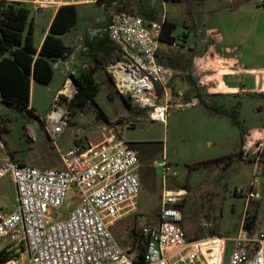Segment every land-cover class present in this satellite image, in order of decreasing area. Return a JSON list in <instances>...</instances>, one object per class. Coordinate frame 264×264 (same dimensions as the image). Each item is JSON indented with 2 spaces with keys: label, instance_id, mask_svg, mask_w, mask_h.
<instances>
[{
  "label": "rangeland",
  "instance_id": "rangeland-1",
  "mask_svg": "<svg viewBox=\"0 0 264 264\" xmlns=\"http://www.w3.org/2000/svg\"><path fill=\"white\" fill-rule=\"evenodd\" d=\"M113 1L103 0L102 5L95 3L94 9L86 8L90 13L80 10L81 22L63 37L65 43L72 46L73 55L68 61L72 81L82 71L94 66L86 43L121 13L176 23L174 36L180 44L184 34L188 36V44L195 45L198 29H216L224 39L223 47L230 50L228 55L238 59L242 69L255 70L251 71L252 74L245 73L243 82L236 84L246 87L249 93L225 97L218 100L217 105L231 110L239 103L238 120L245 130L264 127V94L252 93L257 88L262 89L257 81L264 82V9L259 7L258 0ZM24 5L30 11L29 25L33 23L37 46L49 21L47 13H54L55 9H36L30 0H26ZM71 39L73 42L69 43ZM112 63L103 66L96 74L100 87L96 98L98 107L89 104L83 112L71 116L68 127L56 143L48 137L43 119L40 122L37 115H31L26 109L21 111L16 106L3 103L0 93V159L8 156L36 168L61 169V154L80 139L93 145L110 138L128 145L139 143L134 149L141 162V192L134 208L126 211L113 231L120 246L129 253L133 251L132 255L143 246L140 239L142 227L157 222L162 181L155 163L164 158L176 172V176H169V180L176 181L188 193L181 208L184 215L182 228L190 240L202 241L213 236L233 239L245 225L248 214H256L257 230H264V149L259 159L254 154L247 156L254 160L240 159V130L230 118L208 110L204 104L172 109L166 124L150 122L146 117L131 119L125 98L118 94L110 80L108 68ZM63 80L57 70L52 86L34 84L32 106L37 114L44 117L49 112L54 102V87L62 85ZM182 84L175 73V89H183ZM183 100L175 103L182 105ZM98 108L107 116L109 123L98 117ZM149 143L154 144L149 146ZM146 152L148 156H145ZM250 191L257 193L258 198H249ZM17 206L14 185L8 179H2L0 209L14 212ZM75 206L70 198L54 218L65 217ZM25 250V243L21 242L11 252L13 256L23 255L26 259ZM232 250L233 245L228 241L223 264H229Z\"/></svg>",
  "mask_w": 264,
  "mask_h": 264
},
{
  "label": "built area",
  "instance_id": "built-area-1",
  "mask_svg": "<svg viewBox=\"0 0 264 264\" xmlns=\"http://www.w3.org/2000/svg\"><path fill=\"white\" fill-rule=\"evenodd\" d=\"M74 0H35L36 9L60 8ZM264 9V0H258ZM163 22L121 13L99 29L93 39H110L120 58L108 72L121 97L153 123L166 124L172 109L195 107L197 97L184 104L185 93L176 90L175 73L161 64ZM72 77L56 96L44 118L53 143L69 125V105L77 93ZM264 149L259 144L257 159ZM61 169H42L6 158L0 164V181L8 179L17 193V210L0 209V252L10 259L2 264H136L135 255L125 251L114 236V228L134 208L141 192L140 156L123 141L110 138L93 145L78 140L61 154ZM161 172L162 191L157 222L143 226L140 235L147 243L144 264H223L227 242L233 245L229 264H264V232L251 237L241 227L233 239L209 237L192 241L182 228L185 189L166 187L176 176L166 160L155 163ZM243 193V192H242ZM249 198H258L250 191ZM76 204L65 217L55 219L69 199ZM25 243L26 259L11 250Z\"/></svg>",
  "mask_w": 264,
  "mask_h": 264
},
{
  "label": "trees",
  "instance_id": "trees-1",
  "mask_svg": "<svg viewBox=\"0 0 264 264\" xmlns=\"http://www.w3.org/2000/svg\"><path fill=\"white\" fill-rule=\"evenodd\" d=\"M102 2L103 0H96L98 5H102ZM78 16L76 5L60 7L51 25L50 34L46 36L43 46L38 52L33 45L32 27H29V9L23 3L0 0V93L3 103L16 106L21 111L26 109L31 115L35 116L34 111L28 109L31 99V82L34 81L49 86L54 77L51 61L56 59L67 60L72 55V49L64 44L60 36L71 32L77 26ZM27 29L28 34L25 38L24 34ZM176 29V23L163 21L162 44L169 46L176 44L178 40L174 36ZM86 48L94 62V66L88 71H82L79 77L75 79L78 89L69 105L72 117H75L79 112H83L89 104L98 107L96 98L100 92V87L96 81V74L103 66L107 67L109 63H114L120 58L118 47L107 37L88 41ZM158 60L161 64L176 72L198 94L193 81L190 49H184L183 47L182 50L170 53ZM110 80L112 81L111 77ZM186 98L188 100V97ZM124 102L129 109L131 119L145 117V112L134 109L128 99L125 98ZM201 104H204L208 110L216 114L230 118L232 124L240 130L241 143L244 144L245 130L238 120L239 104L231 110L202 101ZM98 117L104 120L105 123H109L107 116L99 108ZM39 121L41 122L40 119ZM138 144H129V146L134 148ZM153 144L149 143L148 145L153 146ZM148 155L149 153L146 152L145 156ZM238 156L242 160H252L243 157L242 149ZM244 228L251 237L255 236L257 233L256 214H248ZM140 239L143 241V246L139 247L135 253L136 264H144L147 251L146 241L141 235ZM130 254H133V251H130ZM9 259L10 254L8 252L5 250L0 252V264Z\"/></svg>",
  "mask_w": 264,
  "mask_h": 264
},
{
  "label": "crops",
  "instance_id": "crops-1",
  "mask_svg": "<svg viewBox=\"0 0 264 264\" xmlns=\"http://www.w3.org/2000/svg\"><path fill=\"white\" fill-rule=\"evenodd\" d=\"M5 1L19 2L23 4L26 3V0H5ZM30 3H34V0H30ZM95 3L96 0H86V1H71L70 3L67 4V5L77 6L78 15H79L77 26L79 25V22H81L80 10L90 13L89 12L90 10H87L86 8H91V10L92 8L94 9ZM53 9H55L54 13H47L49 21L46 30L43 31V34L37 46L34 43V31H33V45L38 52L41 50L46 36L50 34L51 25L59 10V8H53ZM77 26L73 28L72 31L75 30ZM29 27H32L33 30V23H31ZM27 34H28V29L24 34L25 38ZM65 35L60 36V38L63 40V37ZM196 37H197V44L195 45L188 44V36L185 37V34L182 44H180L179 40H177L176 44L173 46L161 44V48L158 54V59H159L165 57L170 53H175L179 50H182L183 47L184 49H190L193 81L198 90V94L195 91H193L192 87L188 83L184 82L182 78L179 76V80L183 83L182 84L183 89H178V90L184 92L185 97H188V100L187 98L183 100L184 103L188 102L193 97H197L199 98L200 101L204 103L217 105V101L225 97L239 96L241 94L249 93L250 91L246 87L243 86L239 87L236 84L238 83L241 84L243 82L242 78L244 77L245 73L250 72L252 74V72H254L255 70L242 69L238 59L230 57L228 55L230 53L229 52L230 50L228 48L223 47L224 39L222 35L218 31H216V29H207V30L198 29ZM63 42L67 47L72 49L71 45H67L64 40ZM71 42H73L72 39L70 40L69 43ZM71 56L67 60L56 59L54 61H51V65L54 70V77L51 84L47 87L52 86L53 83L55 82L57 70L64 78L62 85L54 87L53 100H55L56 96L63 89L67 78L69 76L71 77V66L68 64V61L69 59H71ZM235 77L237 78V80H233ZM238 77L240 78L238 79ZM35 83L36 82L34 81L31 82V99L28 109L33 110L35 115H37V117L40 120L42 119L44 120L48 112H46L45 116L43 117L42 114H37L35 107L32 106V93ZM257 85L258 87H262V89L257 88L258 90L252 91V93L264 94V88H263L264 82L257 81ZM218 107L226 109L224 108V106H218ZM263 140H264V127L261 126L260 128L257 129L245 130L244 144L242 145L241 143V149L244 153L243 157L246 159L247 156L254 154L257 149L256 146H258L259 144L264 145ZM251 159L254 160L253 158ZM3 160L4 159H0V163H2L1 161ZM166 187L169 189H180L179 184L174 180H169V178L167 179ZM16 200H17V193H16ZM6 213H11V212H6ZM257 232H264V230H260V231L257 230Z\"/></svg>",
  "mask_w": 264,
  "mask_h": 264
}]
</instances>
